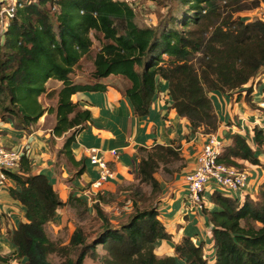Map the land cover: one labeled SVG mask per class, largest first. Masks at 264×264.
I'll list each match as a JSON object with an SVG mask.
<instances>
[{"label": "trees", "instance_id": "16d2710c", "mask_svg": "<svg viewBox=\"0 0 264 264\" xmlns=\"http://www.w3.org/2000/svg\"><path fill=\"white\" fill-rule=\"evenodd\" d=\"M264 0H173L170 13L151 25L135 22L140 0L133 6L117 0H28L16 9L0 34V121L17 130H29L42 116L54 115L52 133L64 137L56 151L55 165L72 171L71 179L84 173L72 144L91 119L90 111L72 100L78 92L106 90L108 77L128 82L123 90L135 116H145L158 88L168 83V98L177 114L186 118L193 132L216 133L219 119L210 93L231 94L245 89L252 106L258 76L264 71V18L242 16ZM99 48L93 53L94 41ZM83 58L91 60L92 82L74 81L72 74ZM49 81L59 82L50 88ZM47 96L54 105L45 107ZM251 141L235 133L225 145L219 162L244 168L239 161L259 164L264 130L254 127ZM254 143V144H252ZM139 157L138 182L161 193L155 173L160 165L176 163L173 175L185 166L179 146L155 144ZM9 195L25 210V221L8 231L17 247L19 264H84L86 257H101L103 264H264V179L255 193L238 200L220 191L210 194L213 208L203 212L211 225L209 241L183 236L173 254L158 255L156 244L171 240L159 219V198L148 208L133 202V211L114 226L103 205L109 203L101 189L94 209L100 229L89 242L80 225H74L67 242L49 237L46 227L58 209L82 203L70 195L63 201L42 173H34L25 153L15 172ZM158 195V197H159ZM63 228L68 229L65 225ZM101 245L104 254L97 252ZM1 261L6 258L0 257Z\"/></svg>", "mask_w": 264, "mask_h": 264}, {"label": "crops", "instance_id": "0c3cea01", "mask_svg": "<svg viewBox=\"0 0 264 264\" xmlns=\"http://www.w3.org/2000/svg\"><path fill=\"white\" fill-rule=\"evenodd\" d=\"M256 81L252 106L245 100V89L250 83L229 95L217 90L210 93L219 119L215 134L224 140L225 145L231 143V136L235 133L241 136L245 134L251 141L254 127L264 130V106L261 105L264 103V71ZM103 82L107 84L104 91H85L72 95V100L91 114L90 121L76 135L72 144L75 159L85 164L81 176L71 179L72 171L63 164L55 165V154L61 148L64 137L54 136L51 128L40 127L45 116L29 130H17L13 124L0 121V145L25 153L30 159L32 171L44 174L63 201L73 195L88 206L90 202L86 198L89 196L90 199V195L92 196L89 185L97 177V169L89 161L90 149H98L112 171V177L101 188L105 197L112 198L122 185L136 177L142 148L147 149L155 144L179 146L185 166L169 180L160 181L161 193L158 197L159 219L172 233V239L158 241L155 252L158 255L173 254L174 243L183 236H195L197 242H208L211 225L207 216L203 211L186 216L183 208L186 194L183 175L193 167L205 136L193 132L186 118L180 117L171 107L166 80H158L157 91L145 116H135L129 100L124 96L127 81L110 76ZM111 150L117 151V155L112 156ZM258 159L259 164L239 161L248 172L246 191L249 194L255 193L257 185L264 179V146L258 150ZM9 184L14 185L11 180ZM122 192L121 189L120 193ZM210 194L205 191L204 202L206 207L213 208ZM0 203V257L6 258L3 261L5 264H19L21 261L15 258L17 247L8 238V231L25 221V210L20 202L10 197L9 186L0 188ZM108 208L110 207L105 209ZM70 210L69 204L58 209L56 218L47 227L57 230L67 225L71 233L74 224L70 220ZM178 264L185 262L178 260Z\"/></svg>", "mask_w": 264, "mask_h": 264}, {"label": "built area", "instance_id": "2783aa9c", "mask_svg": "<svg viewBox=\"0 0 264 264\" xmlns=\"http://www.w3.org/2000/svg\"><path fill=\"white\" fill-rule=\"evenodd\" d=\"M28 0H0V29L1 32L7 27L9 20L14 16L16 9L22 7ZM133 6L137 0H117ZM5 2V3H4ZM5 4V5H4ZM251 12V11H250ZM253 18H264V1L260 6L252 10ZM264 106V103H261ZM257 122V120H255ZM259 124V123H256ZM205 141L195 157L193 167L183 175L186 187L184 197V214H198L205 206L204 193L220 191L238 200H243L248 186V172L244 168H238L219 162L224 140L215 133L204 135ZM243 137L248 139L244 134ZM250 141V139H248ZM89 161L97 169V177L90 182L89 191L96 195L104 184L112 177V171L106 160L100 156L99 150L92 148L89 150ZM112 156L117 155V151H110ZM22 152L18 149L8 148L0 145V188L7 186L10 179L7 172H15L19 168V161ZM1 206V203H0ZM0 264H5L0 260Z\"/></svg>", "mask_w": 264, "mask_h": 264}, {"label": "rangeland", "instance_id": "374dc122", "mask_svg": "<svg viewBox=\"0 0 264 264\" xmlns=\"http://www.w3.org/2000/svg\"><path fill=\"white\" fill-rule=\"evenodd\" d=\"M174 4L175 3L173 0H140L139 8H141V10L137 12V15L135 16V22L140 26L151 25L153 22H157L167 16L170 13V6L174 7ZM242 16L252 19L254 15L252 11H249L243 13ZM150 20L153 22L149 24ZM1 33L2 32L0 29V34ZM98 48L99 43L97 40H95L94 46L92 48L93 53L97 51ZM91 68V60L89 58H83L72 74L73 80L80 82H92L93 79H91L92 77L90 75ZM47 85L50 88H56L60 85V83L56 81H49ZM40 100L45 107L54 105V101L47 96H42ZM54 124V115H49L43 122L40 123V127H48L52 129ZM146 154L147 150L140 151V156H145ZM178 165V162H171L165 165L160 163L155 173V177L159 179V181L169 180L172 176L170 175L171 170L177 169ZM121 189L123 192H125V196H123V192L120 193ZM89 190L91 191L90 188ZM158 195L159 191L152 190L151 186L148 184H141L138 182V178L135 177L131 182L122 185L118 192H116V195L113 196L112 199H109V203L103 205V209L105 213H107V215L112 219L113 225L117 226L118 223L120 224L125 222L127 215L133 211V202H135L139 208H148L155 204ZM94 198L95 195H90V199L89 196L86 198L87 201L90 202V206L77 202L70 206L71 210L69 211V215L71 217L70 220L74 225H80L83 228L89 242L95 238L101 224L95 213ZM106 207L110 208L105 209ZM46 230L49 237L52 239H62L64 242H67L69 239V230L63 228V226L57 230L54 227L48 226L46 227ZM96 249L101 256L105 252L101 245H98ZM49 260L52 264H61L62 261V259L56 255H50ZM84 264H103V262L101 257L95 260L91 259L90 257H86Z\"/></svg>", "mask_w": 264, "mask_h": 264}]
</instances>
